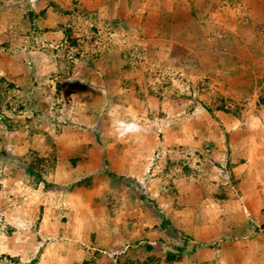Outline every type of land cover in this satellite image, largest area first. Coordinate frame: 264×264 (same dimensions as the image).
<instances>
[{"label": "rangeland", "instance_id": "374dc122", "mask_svg": "<svg viewBox=\"0 0 264 264\" xmlns=\"http://www.w3.org/2000/svg\"><path fill=\"white\" fill-rule=\"evenodd\" d=\"M80 1L68 0L67 21L34 29L40 38L24 41V50L43 44L41 59L50 63L36 80L14 85L0 73V264H88L78 261L88 232L104 233L99 244L111 264H206L209 246L184 238L186 227L181 232L148 217L149 201H157L156 209L168 215L173 198L182 209L191 204L214 220L226 217L225 222L247 227L254 222L256 233L264 232V222L252 217L254 209L264 216V83L256 77L263 66L252 46L260 38L251 28L237 30L253 24L251 12L258 4L194 0L195 10L188 11L192 0H133L126 11L118 2V17L106 19L103 4L94 10ZM247 4L251 12L245 14ZM45 8H39V26ZM26 16L33 18L29 10ZM22 39L14 36L11 44L21 45ZM58 42L66 44L61 51ZM13 45V51L7 48L11 54ZM94 64L92 69L110 78L99 87L101 96L68 97L63 86L71 90L77 83L67 77L84 70L87 75ZM95 105L99 114L93 117L88 111ZM117 122L136 127L118 132ZM52 126L53 135L61 131L64 139L95 134L107 154L78 162L71 144L45 147L40 139ZM117 141L120 147L109 145ZM99 173L123 175L129 183L114 184L107 177L100 182L95 180ZM253 181L260 184L257 194L251 193ZM80 187L88 198L106 194L87 209ZM127 195L132 197L128 204ZM91 214L101 220L108 216L112 225L95 226ZM123 214L133 219L127 227L130 239L115 221ZM187 217L182 225L190 221ZM161 226L160 238L152 237ZM146 230L150 238L141 237ZM254 233L233 237L238 249H227L215 262L236 264L240 256L243 262L247 248L239 240L250 241ZM94 248V253L101 250ZM166 250L180 257L167 261ZM200 255L205 259L199 263Z\"/></svg>", "mask_w": 264, "mask_h": 264}, {"label": "crops", "instance_id": "0c3cea01", "mask_svg": "<svg viewBox=\"0 0 264 264\" xmlns=\"http://www.w3.org/2000/svg\"><path fill=\"white\" fill-rule=\"evenodd\" d=\"M0 1H1L0 3V44L4 42L10 43V44L8 43V45L5 44L3 46H0V73L2 74L4 79L11 81L14 85H19L23 82L24 84H27L28 81L32 83V81L36 80L39 74L42 73L40 71L41 68L47 69L50 63L49 62L46 63L45 61L43 62V60L41 59V56H45V54L42 52V50H45V47H43L44 46L43 44H42V47L39 46L38 48L37 46L32 47V45H30V47H32L33 49L24 50V48L28 47V45L25 43L29 42L31 39L40 38V35H36V33H39V32H34L33 31L34 29L39 30V28H43V27H46V28L52 27L53 26L52 24L56 22L61 23L62 22L61 20L67 21L69 13H70L69 12L70 7L67 6L68 0H0ZM132 1L133 0H82L78 2V5H81L82 7L83 5L84 6L86 5L87 8L89 7L94 10L95 9L102 10L101 4H103V6L106 9H108V13L104 14L103 16L106 19H112L113 17H118V14H119L118 13L119 10L117 9L118 2L123 4L121 5L122 11H126L130 9L129 5H130V2ZM218 2L216 0V3ZM243 2L244 4L246 2L248 3V0H244ZM209 3H211V1ZM253 3L258 4V10H256V12H251L250 10L247 9L249 8V5L247 4L245 6L244 13L247 14L251 12L253 14V17L255 18V19L253 18L255 21H251L253 22L252 25L248 24L247 26L238 27L237 30L245 31L251 28L253 35L258 36L260 38L259 40L260 43H258L257 45L252 44V46H254V48L257 49V51H259L258 52L259 59L261 60L260 65L263 66V69L259 70V73L256 75V77H258L257 82L264 83V0H254ZM97 4H100L99 7ZM195 6L196 4H194V0H192L191 6L188 8V11L195 10ZM39 8L40 9L45 8V15H43V18L40 17L41 19H43L40 26L38 24L39 21L37 20V18H39V16L37 17L38 11L40 10ZM106 9H104V11ZM27 10H29V15L31 17L33 16L31 21L29 20V18L27 19V16H26ZM115 12L117 13L115 14ZM64 16H66V19L63 18ZM191 19H193V17H191ZM239 22H241L242 24L241 20H239ZM205 27L208 30H210L211 26L208 27V25H205ZM40 32L42 36L49 33V31H45V32L40 31ZM14 36H16L17 39L23 38L21 41V45L17 46V45L11 44L12 40H14ZM262 39H263V42H261ZM58 44H59L58 45L59 47L61 46L62 43L58 42ZM12 45H13V49L15 50L13 54L9 52ZM48 45L50 44L48 43ZM62 45L63 47H66V44L65 45L62 44ZM7 48L9 50H7ZM59 50L61 51L60 47H59ZM59 50L58 49L55 50L54 47L52 49L54 54L56 51H59ZM11 51L13 50L11 49ZM92 60L93 59H90L89 61L92 63ZM53 61L55 63L53 65L56 66L58 61L56 59H53ZM80 62L81 60L79 62L77 60L76 62L77 66H78V63ZM92 68H96V64H94L89 69L87 75L84 70V72H82L81 74L78 73V76H76L75 74H71V76L67 77L68 80L76 79L74 82L77 83V84L74 83V86L71 87V90L73 91H71L70 88L67 87L68 85L63 86V89L64 91L67 92L68 97L72 99H77L79 96L83 97L81 93H85V97H87L86 96L87 92L94 93V95L97 94V96L99 97L101 96L102 91L100 90L99 87L102 85L104 81H109L110 78L109 77L107 78L106 75H105L106 77L103 76L101 74V71H96L95 69H92ZM69 70L71 72L73 68L71 67V69ZM62 78L63 77L58 79V81H61ZM69 83H71L70 80H69ZM88 113L89 115L95 117L97 116V114H99V110L96 108V105H95V107H92L88 111ZM53 129H54V126H52V128H47V130L44 129L46 132L40 140L45 145V147L54 146L57 149V147H63V146L71 144L73 147L72 151L73 153H75V155L73 156H77L78 162L81 161V159H83L84 157L90 156L91 154H94L96 157L98 155L101 158L104 154H107V151L102 150L103 147L105 149V146L100 145L99 142H97L95 138V134L89 135L87 139L86 138L77 139V141H75L73 138H70V135L66 139L60 138L61 133H63L61 131L60 133L58 132L59 134L57 133L58 134L57 136H54ZM31 143H33V141ZM109 145L118 146V147L121 146L120 141L112 142ZM125 146L123 145V147ZM78 155H80L79 158H78ZM97 175L98 176L95 177V180L97 181L99 180L100 182H102L105 179V177H107L109 180L113 179L114 184H116L118 181L119 182L124 181L125 183H129V181L125 179L126 177L123 175L116 176L113 173L112 174L110 173L100 174L99 173ZM254 184H253L254 186L252 188L251 193L257 194L258 193L257 189L260 186V184L257 181ZM85 193H87L86 188L80 187L78 189V194L81 197L82 196L84 197ZM105 194H106L105 191L99 192L100 197L98 199L88 198V196H85V199L83 197L81 198V202L85 200V202H83L84 207L87 209H92L95 203L98 200H100L102 196ZM177 196L179 195H175L174 197L176 198ZM173 199H171L172 200L171 205L174 207V209L172 211L168 210L169 212L168 215L163 214L165 210L161 208H159V210L156 209L157 201L153 202V201L148 200L149 202H151L150 203L151 205L146 206L148 208L147 210L149 211L148 217L151 219L153 223L155 222V219L158 222H160L158 225H164V223H166L174 229H177L179 227L180 228L179 231L181 232H183V226L184 228L186 227L187 231L184 234L185 235L184 238H187V240L189 241L196 240L200 242L199 244L202 243L206 246L207 245L209 246L208 248H206V250L210 252L209 254H207L208 262L206 264H217L215 260L218 263H220V260H223L224 256L228 254L227 249H229V253H232L234 252L235 249H238V248H235V246H232L231 244L232 238L239 237L249 232L250 230H252V232H255L253 235L254 238H251L250 241L248 240L249 242L245 239L239 240V242L241 243L243 242L244 250L247 248V259H245L243 262L242 261L240 262L242 258V256H240L239 259H237L236 264H247V260L249 258L251 259V260L249 259V261L253 262L252 264H264V232L256 233V229L254 228L256 224L254 222L251 223L253 226L247 227L246 224L243 225L242 223L236 224L235 222H230V221L225 222L226 217H222L218 220H214L215 218L212 217V214L210 213L206 214V209H203V214L201 212H197L194 206H192L191 204L190 206H188V209H182L181 207H178L175 204L176 202ZM128 200L130 202L132 200V197L130 198L129 196L128 198V195H127L124 201H126L128 204ZM263 203L261 202L260 207L263 205ZM127 204H125L126 208H127ZM243 205L241 204V207L243 208L245 207L249 209L248 206H246L245 204ZM256 210H258V208H256ZM253 212H254V215L252 217L254 218V220H256V222H259L260 224H263L264 220H262V217L264 218V216H262L261 213L255 214V209ZM183 216L190 217V218L187 217L190 221L183 223L184 225H182V223L180 222V220L183 219ZM88 217H89L88 218L89 221L94 220L93 224L95 226H111L112 225V222H109L108 216L107 218L106 216H104L103 220H101L102 218L95 219L96 217L95 214L93 216L91 214ZM110 219L113 220L112 215L110 216ZM115 221L119 223L117 224V226L120 225L122 227L121 229L124 232H127L124 238L130 239L131 236L133 235L129 232L130 230L127 227H128V224L133 221L132 216L129 218L126 214H123L118 219L116 216ZM164 227L161 226V230H158L156 232L153 231L154 233L151 232L152 237L156 236L157 238H160L159 234H161V232L164 230ZM249 227H252V228H249ZM88 233L85 237H83L85 238L84 243H83L84 245L83 248L85 249H82L83 251H81L83 252V254L78 260L80 261L79 263H81L82 261L88 260L89 262L88 264H100L101 260H103L106 264H111L110 262L111 257H108L106 255V253L100 247L101 245L99 244L103 239L104 233L101 236H98L96 234L95 236L97 237H94V235L91 236V234H88ZM109 233L110 235L108 234V238H111V241H113L112 238L116 239L115 230H111ZM149 233H150V230L141 231L140 235L142 238H145V237L150 238V236H148ZM123 240L127 241V239L126 240L123 239ZM94 246L101 248L100 252L94 253V251H92L93 249H96L94 248ZM75 247L76 246H73L71 249H74ZM87 248H89V250ZM195 252L196 251H194V253ZM73 253H75V250H73ZM194 253L192 251L191 254H194ZM197 259L199 260L198 262L200 263L205 258H203V256L200 255V256H197ZM75 264H78V262H75ZM226 264H229V261H227Z\"/></svg>", "mask_w": 264, "mask_h": 264}, {"label": "trees", "instance_id": "16d2710c", "mask_svg": "<svg viewBox=\"0 0 264 264\" xmlns=\"http://www.w3.org/2000/svg\"><path fill=\"white\" fill-rule=\"evenodd\" d=\"M151 244H147V245H145V247L147 248V249H149V248H151ZM175 250L177 251V252H179V254H180V252H182V248L181 247H179V246H177L176 248H175ZM176 252V253H177ZM176 253H173L172 251H166L165 252V259L167 260V261H172V260H176V259H178L179 257H180V255L179 254H176Z\"/></svg>", "mask_w": 264, "mask_h": 264}, {"label": "clouds", "instance_id": "9594fccd", "mask_svg": "<svg viewBox=\"0 0 264 264\" xmlns=\"http://www.w3.org/2000/svg\"><path fill=\"white\" fill-rule=\"evenodd\" d=\"M135 125H125L123 122H117L116 123V128H117V131L119 132L121 129H124L125 131H129V130H133L135 129Z\"/></svg>", "mask_w": 264, "mask_h": 264}]
</instances>
